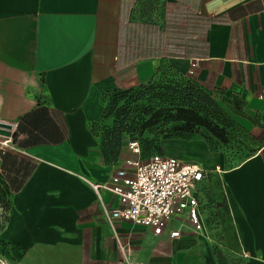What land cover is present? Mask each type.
Listing matches in <instances>:
<instances>
[{"label": "crops", "instance_id": "0c3cea01", "mask_svg": "<svg viewBox=\"0 0 264 264\" xmlns=\"http://www.w3.org/2000/svg\"><path fill=\"white\" fill-rule=\"evenodd\" d=\"M161 77L233 93L260 135L247 157L209 165L200 231L110 219L118 201L87 183L138 160L103 153L107 96ZM0 122V232L25 250L17 264H107L125 245L134 264H264V0H0Z\"/></svg>", "mask_w": 264, "mask_h": 264}, {"label": "rangeland", "instance_id": "374dc122", "mask_svg": "<svg viewBox=\"0 0 264 264\" xmlns=\"http://www.w3.org/2000/svg\"><path fill=\"white\" fill-rule=\"evenodd\" d=\"M156 80L146 86L120 88L107 96L104 111L93 126L102 141L113 139L114 146L106 147L107 160L118 164L125 155L134 154L135 159L145 161L160 149L208 169L219 158L232 165L257 149L260 135L243 114V101L233 93L204 90L213 100H188L191 93L176 86L170 92L176 100H169L167 95L161 97L167 91V79ZM193 90L203 89L195 84ZM132 141H137L139 153L130 148ZM9 204V189L0 170V229L8 218ZM24 254L23 248L5 241L0 232V264H17Z\"/></svg>", "mask_w": 264, "mask_h": 264}, {"label": "built area", "instance_id": "2783aa9c", "mask_svg": "<svg viewBox=\"0 0 264 264\" xmlns=\"http://www.w3.org/2000/svg\"><path fill=\"white\" fill-rule=\"evenodd\" d=\"M10 145L11 137L5 136L0 141V150ZM129 146L139 153L137 142ZM126 165L130 168H118L108 182L87 181L100 198L101 191L107 190L118 201L117 207L107 209L110 219L148 226L155 234H161L172 221H182L183 217L188 218L196 231L204 228L200 208L207 168L164 153L152 154L145 161L128 160ZM170 236L178 237L180 231L173 230ZM121 250L122 259L107 264H134L131 249L125 245Z\"/></svg>", "mask_w": 264, "mask_h": 264}, {"label": "trees", "instance_id": "16d2710c", "mask_svg": "<svg viewBox=\"0 0 264 264\" xmlns=\"http://www.w3.org/2000/svg\"><path fill=\"white\" fill-rule=\"evenodd\" d=\"M157 80L156 79H154V80H152V81H150L149 83H147V84H143V85H141V86H146V85H149V84H151V83H155ZM158 82H162V81H158ZM163 83V82H162ZM164 84H166L167 86H164V88H165V90H167L166 91V93H162L161 94V97H164V96H166L167 95V97L169 98V100H176V98L175 97H172L171 95H170V92H172V90H174V88L176 87V86H182V87H185V91L186 92H189V93H191L190 94V97L188 98V100H213L208 94H207V92L206 91H204L205 89H203L202 91H198V92H195L194 90H193V87H194V85L195 84H188V85H186V84H184V83H181V82H178V81H174V80H168L167 79V81H165L164 82ZM151 89H153V87L151 86V87H149V88H147V90H151ZM118 90V89H117ZM114 92V91H113ZM111 94V93H110ZM171 96V97H170ZM138 99V98H137ZM180 100H187V99H185V98H182V99H180ZM108 141H109V143H108ZM103 153L105 154V156H106V158L108 157V154H107V145L108 146H110L111 148L114 146V144H113V139L111 140V138H110V140H108V138L107 139H104L103 141ZM132 142H137V141H132ZM146 151V150H145ZM155 153H162L161 152V150L159 149V152H154V153H152V154H155ZM151 154V155H152ZM150 155V156H151ZM149 156V157H150Z\"/></svg>", "mask_w": 264, "mask_h": 264}, {"label": "water", "instance_id": "95a60500", "mask_svg": "<svg viewBox=\"0 0 264 264\" xmlns=\"http://www.w3.org/2000/svg\"><path fill=\"white\" fill-rule=\"evenodd\" d=\"M3 127L7 128V129L10 128V126L5 125V123H3V122H0V134L6 135V136H10V135H8L9 132L7 130H2Z\"/></svg>", "mask_w": 264, "mask_h": 264}]
</instances>
